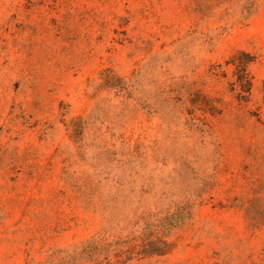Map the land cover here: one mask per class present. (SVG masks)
Masks as SVG:
<instances>
[{
    "label": "rangeland",
    "instance_id": "rangeland-1",
    "mask_svg": "<svg viewBox=\"0 0 264 264\" xmlns=\"http://www.w3.org/2000/svg\"><path fill=\"white\" fill-rule=\"evenodd\" d=\"M0 264H264V0H0Z\"/></svg>",
    "mask_w": 264,
    "mask_h": 264
},
{
    "label": "trees",
    "instance_id": "trees-1",
    "mask_svg": "<svg viewBox=\"0 0 264 264\" xmlns=\"http://www.w3.org/2000/svg\"><path fill=\"white\" fill-rule=\"evenodd\" d=\"M244 75L246 76V73H244Z\"/></svg>",
    "mask_w": 264,
    "mask_h": 264
}]
</instances>
